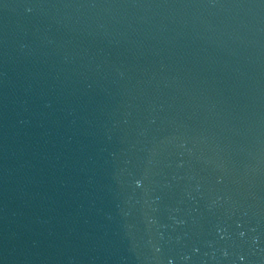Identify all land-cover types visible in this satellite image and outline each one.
Wrapping results in <instances>:
<instances>
[{"label": "water", "instance_id": "water-1", "mask_svg": "<svg viewBox=\"0 0 264 264\" xmlns=\"http://www.w3.org/2000/svg\"><path fill=\"white\" fill-rule=\"evenodd\" d=\"M0 264H264V0H0Z\"/></svg>", "mask_w": 264, "mask_h": 264}, {"label": "snow or ice", "instance_id": "snow-or-ice-1", "mask_svg": "<svg viewBox=\"0 0 264 264\" xmlns=\"http://www.w3.org/2000/svg\"><path fill=\"white\" fill-rule=\"evenodd\" d=\"M137 183H139V181H137Z\"/></svg>", "mask_w": 264, "mask_h": 264}]
</instances>
